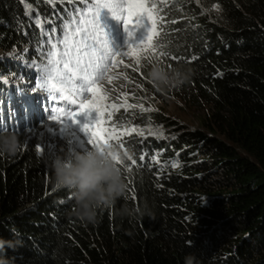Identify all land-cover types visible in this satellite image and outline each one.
<instances>
[{"label":"trees","instance_id":"obj_1","mask_svg":"<svg viewBox=\"0 0 264 264\" xmlns=\"http://www.w3.org/2000/svg\"><path fill=\"white\" fill-rule=\"evenodd\" d=\"M181 7L184 18L171 25L183 29L174 34L179 46L171 48L181 59L157 63L192 70L184 85L205 100L212 125H188L141 95L130 99L152 109L136 107L143 119H129L142 136L122 137L146 149H128L137 165L145 154L144 167L122 170L126 195L98 209L94 224L75 215L73 190L55 184L56 158L24 141L27 133L17 135L20 150L0 155V239L22 246L0 253V264H184L189 253L198 264H264V0H180L173 17H181ZM62 8L57 0H0V74L13 88L26 83L9 74L23 64L17 54H35L20 23L31 35L40 29L29 26L30 9L43 20ZM194 54L199 58L186 62ZM7 87L0 83V100L8 99ZM34 94L17 92L11 103L27 126L40 122V108L29 98ZM102 124L96 126L100 136ZM123 208H146L151 216H125Z\"/></svg>","mask_w":264,"mask_h":264},{"label":"snow or ice","instance_id":"obj_2","mask_svg":"<svg viewBox=\"0 0 264 264\" xmlns=\"http://www.w3.org/2000/svg\"><path fill=\"white\" fill-rule=\"evenodd\" d=\"M57 2L63 6L62 10L56 9L50 17L43 20L38 12L35 17L30 15L35 9L29 10V26L35 22L39 32L29 35L23 30V22L20 23L18 30L29 37V45L34 47L35 54L29 57L27 53H18V57L24 56L23 64H17V73H9L16 79L25 80L23 87L13 88L11 82L4 81L3 74H0V83L8 84L6 91L9 93L7 100H0V135H32L35 132V124L30 127L16 118V109L11 107V103L17 92L24 96H28L30 92L36 93L29 98L42 109L40 123L52 134L50 141L59 136L74 145L72 152L98 150L101 154L109 156L112 155V149L123 148L124 155L131 161V165H127L119 155L115 157L116 164L126 173H133V166L136 167V172H139L140 168L144 167L146 149H136L132 140L122 137L131 136L133 132L142 136L141 129L128 126L129 119H143L134 111L136 107H139L141 112L152 109H145L143 103H129L130 99H142L135 96L130 88L125 91L136 79L129 69L135 73L152 61L181 59L171 51L174 45L179 46L180 38L174 34L183 31L181 28L171 27L184 18L183 7L181 17L172 16L180 0ZM188 2L190 0H185V3ZM105 10L117 22L123 23L127 33L123 49L114 50L101 24V14ZM138 31L142 32L139 40L136 39ZM198 58L194 54L192 58H186V62L191 63L193 59ZM33 81L34 86L30 87ZM116 81L120 83L117 84ZM48 121L55 123L48 124ZM101 121L104 132L97 138L95 127L100 125ZM105 136L107 139H104ZM34 147L43 153L51 149L52 144H36ZM129 148L145 153L140 155L139 165L135 158L128 155ZM148 166L151 167V163ZM125 178L129 179L127 176ZM129 182L134 184L135 180L130 179ZM130 191L132 198L136 199L135 188Z\"/></svg>","mask_w":264,"mask_h":264},{"label":"clouds","instance_id":"obj_3","mask_svg":"<svg viewBox=\"0 0 264 264\" xmlns=\"http://www.w3.org/2000/svg\"><path fill=\"white\" fill-rule=\"evenodd\" d=\"M192 70L181 67L166 70L157 64L147 72L150 83L159 92L166 93L190 81ZM18 136L13 133L0 135V155L14 156L20 150ZM112 155L101 154L98 150L88 152H71L66 156H58L52 162L55 184L73 190L76 203L75 215L84 223L94 224L97 220V210L111 208L117 199L124 197L128 185L122 176V171L115 162V157L126 156L111 150ZM130 155V154H128ZM121 214L134 216L139 214L151 216L148 209L123 208ZM22 242L4 241L0 239V253L7 248L15 249ZM184 264H198L195 254L189 253L184 257Z\"/></svg>","mask_w":264,"mask_h":264},{"label":"rangeland","instance_id":"obj_4","mask_svg":"<svg viewBox=\"0 0 264 264\" xmlns=\"http://www.w3.org/2000/svg\"><path fill=\"white\" fill-rule=\"evenodd\" d=\"M101 24L105 28L106 34L108 35L114 50L123 49L125 47V40L127 39V33L124 31L123 23L117 22L111 17L110 13L105 10L101 14ZM141 35L142 32L138 31L136 34V39L139 40ZM157 64L164 67L162 64L157 62H153L151 67ZM150 68L136 72V79L132 82V84L125 88V91H128L130 88L132 92L135 93V96L141 95V97H143L147 101V104H149L151 107L157 110H162L163 113L168 114L171 117L188 125L203 127L206 129L212 125V123L209 122L210 120H208V106L206 105L205 100L199 94H197V92L192 87L183 84L162 94L155 89L147 77V72ZM164 68L169 70L166 67ZM115 83L119 84L120 81H116ZM137 85H139V87H137ZM202 118L206 119V122L209 123V126L205 125V123L201 121ZM33 124L36 125L35 132L32 135L27 134L24 138V141L32 139L34 142H36V144L42 145H49L51 143L52 148L47 149L44 152L50 153L55 158L58 156H66L72 152L71 149L74 145L69 144L66 139H61L59 136H57L55 140L50 141L49 137L52 134L47 132L46 127L40 122L39 124L37 122L31 123L30 127ZM48 124L54 123H52V121H48ZM57 127H59V125H57ZM81 135H83V133H81ZM95 136L97 138L101 137L96 127ZM63 145L65 148H62Z\"/></svg>","mask_w":264,"mask_h":264},{"label":"bare ground","instance_id":"obj_5","mask_svg":"<svg viewBox=\"0 0 264 264\" xmlns=\"http://www.w3.org/2000/svg\"><path fill=\"white\" fill-rule=\"evenodd\" d=\"M33 104L36 105L34 102H33ZM14 106H15V105H14ZM39 113H40L39 116L41 117L42 109H40ZM45 114H46V113H45ZM45 114H44V115H45Z\"/></svg>","mask_w":264,"mask_h":264}]
</instances>
